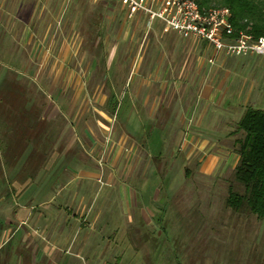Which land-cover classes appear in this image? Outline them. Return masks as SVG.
Listing matches in <instances>:
<instances>
[{
    "label": "rangeland",
    "instance_id": "rangeland-1",
    "mask_svg": "<svg viewBox=\"0 0 264 264\" xmlns=\"http://www.w3.org/2000/svg\"><path fill=\"white\" fill-rule=\"evenodd\" d=\"M34 4L40 3L34 0ZM111 7H115L114 24L110 22ZM49 10L50 31L43 38L41 33L35 34V40L39 41L35 42V55L40 57H35L29 65L40 71L24 84L28 86L24 98L40 100L45 96L41 84L52 82V75L46 76L41 70L56 69L60 61L53 57L42 59L41 46L45 44L43 39H47L46 48L57 51L60 34L67 42V46H63L66 53L61 69L81 70L82 58L90 57L98 63V70L113 97L107 113L109 118H101L97 127L101 141L99 150L87 160V164L95 166L98 176L88 181L86 204L91 214H100L89 230L91 246L79 253L74 247H68L63 255L74 264H92L94 260L105 261L110 257L113 264H264V217H258L245 207L233 210L227 204L230 189L243 192V186L233 175L238 156L237 139L243 135L236 130L241 108L226 117V136L211 141L213 145L207 154L195 155L186 168L188 161L179 144L185 133H193V118H186L178 140L174 132L171 134L175 124L168 115L161 117L158 125H153L152 118L146 119L142 126L135 125L140 104L137 99L133 100L132 89L140 69L151 54H165L164 66L179 60L184 62L189 40L173 30L162 32L159 20L148 27L140 11L128 18L120 0H49ZM129 25L135 27L130 39L124 38ZM36 47H39L37 51ZM213 51L211 47L205 50L204 58ZM215 53V67L229 71V79L242 73L262 79L264 63L257 64L260 56ZM8 68L1 58L0 70L17 79L19 84L21 68H12L14 72H9ZM57 81V78L53 80L54 84ZM60 94L53 92L49 96L64 100ZM248 105L264 108V99L256 104L247 103L243 109ZM130 114L129 126L126 119ZM135 126L139 127L134 132ZM129 133L136 136L140 145L145 143L142 155L129 149ZM122 135L125 140L118 143ZM206 136L219 138L222 135ZM17 147L28 146L20 141ZM113 154L118 155L116 162ZM17 158L19 165L27 159L25 155ZM64 161L67 163L66 159ZM118 165L119 170L115 168L116 172H110L108 167ZM129 165L136 168H125ZM111 175L115 176L114 181L107 179ZM119 184L125 186L123 196L118 194ZM89 222L87 219L80 232L72 233L71 243L82 238ZM73 252L76 255H72Z\"/></svg>",
    "mask_w": 264,
    "mask_h": 264
},
{
    "label": "crops",
    "instance_id": "crops-1",
    "mask_svg": "<svg viewBox=\"0 0 264 264\" xmlns=\"http://www.w3.org/2000/svg\"><path fill=\"white\" fill-rule=\"evenodd\" d=\"M38 3L39 6H35L34 0H0V59L4 58L9 72L14 67L22 70L19 84L17 79L0 70V264H74L63 254L68 247H74L79 253L91 246L89 230L100 216L91 214L86 204L88 181L98 176L95 166L87 164V160L99 150L101 141L97 127L101 118H109L107 113L113 97L98 70V63L90 57L82 58L81 70L61 69L66 53L63 46H67V42L58 33L61 38L57 51L46 48L47 39H43L45 44L41 46L42 59L53 57L60 61L56 69L41 70L46 76L52 75V82L41 84L45 96L40 100L24 98L28 93V86L24 84L40 71L29 66L35 57H40L35 55V42H39L35 34L41 33L43 38L50 31L49 0H38ZM114 8H110L112 24ZM134 14L127 17L132 18ZM143 14L148 27L159 20L162 32L173 30L189 42L185 46L184 62L179 60L164 66L165 54H151L147 58L132 89L133 100L137 99L140 104L135 125L142 126L150 118L153 125H158L161 117L168 115L175 124L171 134L174 132L178 140L186 118H193V133H185L179 144L188 161L186 168L195 155L207 154L213 145L211 141L226 136V117L234 113L233 110L241 108V116L244 105L264 99V74L262 79L243 73L229 79V71L215 67L214 55L220 50L211 43L185 37L167 28L160 19L149 20ZM134 29L129 25L124 38L130 39ZM210 47L214 53L204 58V51ZM36 48L37 51L39 47ZM253 54L260 56L257 64L264 63L263 55ZM56 78L58 81L54 84ZM53 92L67 94H60L64 100H56L51 99L53 95L49 96ZM126 123L131 125V114ZM139 126L132 130L135 132ZM211 133L222 136H206ZM129 137V149L142 155L145 143L140 145L134 134L129 133ZM123 140L122 135L117 142ZM20 141L28 147H17ZM114 154L116 162L119 158ZM20 155L27 157L21 165L17 160ZM53 156L57 159H51ZM108 168L116 172L114 169L121 167ZM107 179L114 181L115 176ZM118 194H125L122 184L118 185ZM87 219L89 227L82 238L71 243L72 233L80 232ZM75 252L72 255H76ZM110 259L94 260L92 264H113Z\"/></svg>",
    "mask_w": 264,
    "mask_h": 264
},
{
    "label": "trees",
    "instance_id": "trees-1",
    "mask_svg": "<svg viewBox=\"0 0 264 264\" xmlns=\"http://www.w3.org/2000/svg\"><path fill=\"white\" fill-rule=\"evenodd\" d=\"M212 3L229 8L234 33L244 31L254 38L264 37V0H200L201 6ZM236 130L243 135L237 139L238 160L233 175L243 192L230 189L227 204L233 210L245 207L264 217V108L246 106Z\"/></svg>",
    "mask_w": 264,
    "mask_h": 264
},
{
    "label": "built area",
    "instance_id": "built-area-1",
    "mask_svg": "<svg viewBox=\"0 0 264 264\" xmlns=\"http://www.w3.org/2000/svg\"><path fill=\"white\" fill-rule=\"evenodd\" d=\"M127 16L142 11L148 19L158 18L167 28L185 37L205 39L226 54L257 53L264 56V37L244 31L234 33L227 6H201L200 0H120Z\"/></svg>",
    "mask_w": 264,
    "mask_h": 264
}]
</instances>
